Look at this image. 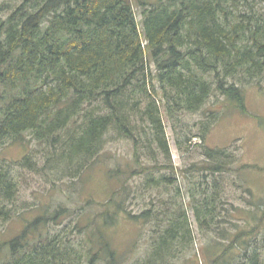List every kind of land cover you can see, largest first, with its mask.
I'll return each instance as SVG.
<instances>
[{"label":"trees","instance_id":"trees-1","mask_svg":"<svg viewBox=\"0 0 264 264\" xmlns=\"http://www.w3.org/2000/svg\"><path fill=\"white\" fill-rule=\"evenodd\" d=\"M135 1L143 7L141 22ZM256 1L25 0L0 25V94L2 100L9 98L0 110V145L5 138L23 142L25 132H31L47 145L44 168L57 177L76 178L104 150L110 131L136 135L133 118L139 113L149 115L154 125L148 145L156 141L169 149L157 103L160 88L168 107L176 102L181 110L196 111L215 87L245 108L244 85L264 78V10H256ZM214 120L206 121V131ZM206 150L213 173L233 162L225 149ZM20 164L39 169L32 155ZM14 184L11 173L0 170V196L10 198ZM115 199L79 228L83 240L78 245L49 228L48 222L58 223L67 209L60 207L51 219L37 217L0 244V264H122L105 237V224L124 213L123 200ZM217 199L218 193L197 205L196 217L206 228L217 217ZM133 218L138 221L140 215ZM256 226L227 234L228 244L223 239L202 246V252L212 254L204 261L196 255V261L264 264V214ZM194 239L184 211L171 217L144 258L129 264H172L174 254Z\"/></svg>","mask_w":264,"mask_h":264},{"label":"rangeland","instance_id":"rangeland-1","mask_svg":"<svg viewBox=\"0 0 264 264\" xmlns=\"http://www.w3.org/2000/svg\"><path fill=\"white\" fill-rule=\"evenodd\" d=\"M23 2L0 0V25ZM256 6V10H264V1L257 0ZM134 9L141 22L142 5L135 1ZM149 63L156 71L153 59ZM205 77L214 80V74ZM244 94L245 108H242L214 87L200 109L188 111L181 110L176 102L168 107L160 88L157 103L169 149L164 151L156 141L148 145V136L155 135L154 125L149 115L139 113L133 118L138 124L136 135L127 138L110 131L104 150L76 178L57 177L51 168H44L47 145L31 132H25L23 142L5 138L0 145V170L10 172L15 184L10 198L0 196V244L20 235L37 217L51 219L63 207L67 212L58 223L48 220L49 228L78 245L83 240L79 228L87 221L90 223L100 211L104 212L103 205L115 196V201L123 200L124 213L113 224H105V237L122 264L144 258L158 235L168 227L171 217L184 211L190 218L195 239L182 252L174 254L171 263L198 264L196 255L204 261L208 254L202 252V246L211 247L223 239L228 244L227 234L238 232L236 229L251 231L264 214V78L244 85ZM8 102V96L2 100L0 94V110ZM142 107L145 109L146 105ZM2 117L0 113V120ZM210 118L215 120L206 131L204 125ZM206 147L227 151L233 159L227 170L218 173L209 170L213 162ZM27 155L38 162V170L20 164ZM216 193L217 217L211 228H206L197 219L196 208ZM147 211L149 217L141 216ZM6 215L10 216L8 220ZM139 215L138 221L133 218ZM99 218L96 222H100ZM40 228L43 232L47 229L44 225ZM103 262L99 260L97 264Z\"/></svg>","mask_w":264,"mask_h":264}]
</instances>
